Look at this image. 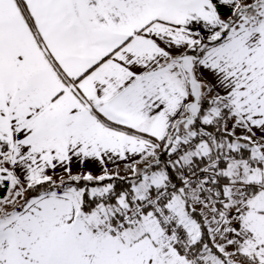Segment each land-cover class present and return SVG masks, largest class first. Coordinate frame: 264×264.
<instances>
[{"label": "snow or ice", "instance_id": "snow-or-ice-1", "mask_svg": "<svg viewBox=\"0 0 264 264\" xmlns=\"http://www.w3.org/2000/svg\"><path fill=\"white\" fill-rule=\"evenodd\" d=\"M0 264H264V0H0Z\"/></svg>", "mask_w": 264, "mask_h": 264}]
</instances>
